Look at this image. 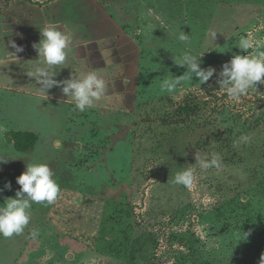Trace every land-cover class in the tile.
Returning a JSON list of instances; mask_svg holds the SVG:
<instances>
[{"label": "rangeland", "instance_id": "rangeland-1", "mask_svg": "<svg viewBox=\"0 0 264 264\" xmlns=\"http://www.w3.org/2000/svg\"><path fill=\"white\" fill-rule=\"evenodd\" d=\"M51 24L70 44L51 69L58 86L42 90L37 50L12 45L38 44ZM259 51L264 0H0V206L29 163H46L60 188L32 203L22 234L0 235V264H260L264 83L239 99L220 84L234 55ZM185 53L213 76L162 92L188 71ZM93 70L105 89L81 112L62 89ZM14 131L38 140L19 151ZM212 153L220 167L202 170L197 154ZM188 167L191 187L174 184Z\"/></svg>", "mask_w": 264, "mask_h": 264}, {"label": "clouds", "instance_id": "clouds-1", "mask_svg": "<svg viewBox=\"0 0 264 264\" xmlns=\"http://www.w3.org/2000/svg\"><path fill=\"white\" fill-rule=\"evenodd\" d=\"M43 39L33 47L37 50L39 60L43 66L36 67L34 75L41 85L42 90L57 85V81L52 79L54 75L51 69L54 66L62 65L67 57V49L70 44V37L55 24L46 25L40 30ZM178 39L188 43L189 36L181 31ZM17 52L22 48L16 47ZM252 42L249 39L241 38L238 42V48L248 51L252 48ZM14 56V55H13ZM15 58V56H14ZM199 57L190 53L183 54L176 63L183 67L187 65L188 71L181 77H168L161 83V91L172 93L181 85L184 80H192L193 75L199 78V83L204 84L213 76L214 70L209 68L207 71L202 70L198 64ZM223 78L220 81L221 88L226 89L227 94L232 99H239L247 93V91L256 86L258 83H264V51H259L255 56L234 55L229 63L224 64L220 73ZM62 91L65 95H69L75 100V109L84 112L91 107L94 100H99L105 89V81L98 77L96 72L90 71L76 80L65 81ZM247 141V136L240 138ZM207 156L197 154V164L202 170L210 168H219L221 157L218 153L211 154V160L206 159ZM8 160L0 159V163H6ZM194 181V172L192 167L182 169L174 175L173 183L191 187ZM16 183L20 189L16 192L15 198H8L0 206V235L9 238L23 233L25 227L31 219L30 208L33 202H47L51 204L60 192L59 185L53 178V172L46 163H29L26 170L17 178ZM5 188L11 189V183H6ZM27 194L24 197V194ZM39 235L38 230L31 232L32 238ZM248 233H245L247 238ZM260 264H264V255H262Z\"/></svg>", "mask_w": 264, "mask_h": 264}, {"label": "trees", "instance_id": "trees-1", "mask_svg": "<svg viewBox=\"0 0 264 264\" xmlns=\"http://www.w3.org/2000/svg\"><path fill=\"white\" fill-rule=\"evenodd\" d=\"M13 140L15 147L22 152L33 148L38 140V135L33 131H14Z\"/></svg>", "mask_w": 264, "mask_h": 264}, {"label": "crops", "instance_id": "crops-1", "mask_svg": "<svg viewBox=\"0 0 264 264\" xmlns=\"http://www.w3.org/2000/svg\"><path fill=\"white\" fill-rule=\"evenodd\" d=\"M31 42V43H30ZM27 45H26V47H21L22 48V50H25L24 48H26L28 51H30V49L32 50V47H33V45L36 43L35 42V38L33 37V40L32 41H30ZM35 42V43H34ZM26 54H28V53H26ZM1 74V73H0Z\"/></svg>", "mask_w": 264, "mask_h": 264}]
</instances>
